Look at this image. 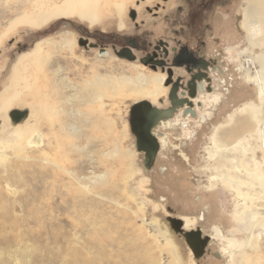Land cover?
Listing matches in <instances>:
<instances>
[{
	"label": "rangeland",
	"instance_id": "obj_1",
	"mask_svg": "<svg viewBox=\"0 0 264 264\" xmlns=\"http://www.w3.org/2000/svg\"><path fill=\"white\" fill-rule=\"evenodd\" d=\"M143 1L126 0L119 19L113 6H105L101 0L99 7L104 6L105 12L100 25L89 26L77 16L51 18L43 26H16L0 42V91L17 57L43 38L53 70L61 68L58 77L76 88L73 92L67 88L66 92L44 86L41 92L27 97L29 105H13L9 110L27 111L26 119L18 125L38 126L41 139L35 142L42 147L36 151L32 148L34 152L26 151L24 143L14 145L13 124L9 118L5 126L0 121V264H264V228L250 229L252 215H264L260 210L264 192H259V184L247 178L241 167L242 163L253 174L264 177L257 136L258 129L264 133V105L258 100L254 79V71H259L264 83V62L260 63L264 44L250 43L243 29V0H231L226 7L215 8L211 18L212 25L222 33L224 68L229 70L223 80L232 87L217 84L211 95L200 98L202 107L195 118L180 119L179 124L173 120L170 128L159 129L165 146L151 170L142 166L133 143L128 118L137 100L128 86L117 91L83 90L85 103L92 93L101 97L91 106L76 101L70 108L62 101L68 95H78L77 90L92 75L135 77L140 73V65L118 59L111 52L104 56L97 49L82 48L77 38L89 36L84 30L128 31L130 10L137 9L144 19L148 17L145 6L158 3L170 13L176 2ZM60 3L0 0V34L19 18L38 16L36 5L49 9ZM119 21L121 27L125 25L122 30ZM63 38L75 40L72 51L61 45ZM43 68L46 79L55 80L51 70ZM64 107L67 114L59 112ZM245 107L253 110L256 126L254 132L239 139L245 150L239 146L233 149L236 144L226 150L213 148V131L222 123H230L228 117ZM82 113L85 117H79ZM64 123L74 125L77 133L64 131ZM74 144L80 151L71 148ZM69 149L72 151L63 158ZM46 152L48 164L43 167L37 159ZM52 160L63 161L60 164L69 170V176L49 164ZM104 173L102 183L92 186V175ZM242 183L253 187L238 190L245 198L243 205L232 193ZM187 230H196L204 237L202 257L195 256L182 237Z\"/></svg>",
	"mask_w": 264,
	"mask_h": 264
},
{
	"label": "flooded vegetation",
	"instance_id": "obj_2",
	"mask_svg": "<svg viewBox=\"0 0 264 264\" xmlns=\"http://www.w3.org/2000/svg\"><path fill=\"white\" fill-rule=\"evenodd\" d=\"M230 1L176 0L170 13L164 11L165 5L157 3L150 8L145 6L148 17L144 19L139 17L137 9L130 10L128 31L84 30V35L89 36L77 38L82 48L97 49L104 56L111 52L118 59L142 66L145 72L163 76V93L154 104L146 99L136 101L128 118L140 162L148 171L155 165L161 147L165 146L159 138L163 136L159 129L162 126L170 128L173 120L179 124L180 119L195 118L197 109L202 107L200 98L211 95L217 84L232 87V83L223 80L229 70L224 68L222 33L211 23L214 9L226 7ZM123 27L124 24L119 30ZM160 121L167 124L160 125ZM151 154H154L153 163L146 168L145 157ZM186 232L194 245L195 255L202 257L206 248L204 237L200 233L198 236L196 230ZM184 240L186 242L185 237Z\"/></svg>",
	"mask_w": 264,
	"mask_h": 264
},
{
	"label": "bare ground",
	"instance_id": "obj_3",
	"mask_svg": "<svg viewBox=\"0 0 264 264\" xmlns=\"http://www.w3.org/2000/svg\"><path fill=\"white\" fill-rule=\"evenodd\" d=\"M99 1L101 0H61V3L59 5H54L49 9H45L43 7V4H38L35 6V12L39 15L32 19L30 17L29 18H25V17L19 18L14 22L9 23L5 27V29L1 31L0 42L16 26H19L21 24L22 25L25 24L27 26L31 25V26H36V27L43 26L45 22H47L51 18L77 16L80 20L82 19L85 22H87L89 26L100 25L101 23L100 20H102V18L104 17L105 10L103 9L105 7L104 6L99 7ZM103 1L105 3V6H108V5L113 6L119 19L122 17L126 9L125 8L126 0H103ZM243 1H244V6H245L244 7V18H243L244 21L242 22L243 29L245 30L250 43L252 44L255 43L258 46H261L264 44V25H263L264 24V18H263L264 0H243ZM25 14L26 13H24V15ZM118 23H119L118 24V28H119L121 27V23L120 21ZM45 42H46V38H43L41 41L33 44V46L28 51L24 52L19 57H17L15 63H13V65L11 66L10 68L11 72H10L9 78L6 80L5 85L2 86L1 88L2 90L0 91V121H1V124H3L2 126H5L8 123V118H9L7 116L8 111L11 109L13 105L14 106L23 105V104L28 103L27 97H32L33 94H36L37 92L38 93L41 92L42 90H44V86L46 87L49 86L48 88L50 89L58 88L60 89V91L61 89L62 91H66L67 88L71 89L72 92L76 90V88H74L68 80L65 81L64 79L62 80L61 78L58 77L60 76L59 73L61 72V68L57 66L56 69H58V71L56 69L53 70L52 68L53 65H50L49 63L50 60L47 58L48 50H44ZM62 44H63V47L72 51L73 46L75 47V40L74 39L68 40L66 38H63L61 45ZM262 61L264 62V55H262L260 58V63H262ZM249 63L250 65H253L251 61H249ZM42 65H44L43 69H46L48 71L51 70L50 74H52L55 77V80L50 81L46 79L47 78L46 73L43 70L41 72V69H40ZM143 70L144 68L140 66V73L138 72V74L135 77H130L128 75L116 76L115 74L112 75V74H103V73H102L103 75L101 76L92 75L90 76V80H88V82H85V85L83 86V88H81L80 90H77L78 95L76 94H75L76 96L68 95L62 98V101L63 103H65V106H68L70 108L72 107L70 106L71 102L74 103L76 101H77L76 103L81 102V104L91 106L93 101H100L101 97L92 93V95L90 94L88 101L85 103L84 96L81 95L83 90L91 88L93 90L102 91L103 90L102 88L104 89L112 88L113 91H117V90H121V88L123 87L128 86V89L134 95V100L140 101V98L141 99L146 98L151 103H154L158 99L159 95L163 93V87L161 85L163 76L161 75L158 76L152 73L145 74ZM50 74L48 75L50 76ZM260 78H261L260 72L254 71V79L257 82L256 92L258 94V100L264 105V83L261 81ZM41 81L44 82L42 83V85H41ZM101 94L103 95V93ZM236 111H237L236 114L234 112L235 115L228 117L230 123L228 124L222 123L213 131L211 141H212L213 148H215L216 150H220L223 147L226 150L227 146H231L234 144L236 145L234 146V148L232 147L233 149H235L237 146H239L240 148L241 146L239 145L238 142H239V139L242 138L243 134L246 135L245 133L247 132H252V131L254 132V129H255L254 127L256 126L253 122L255 119L252 121L251 112L253 110L251 109V107L238 108L236 109ZM59 112L61 114L68 113L65 107L60 108ZM242 112H245V114L241 115L240 113ZM253 113H255V111ZM69 114L72 115L71 112H69ZM82 114H80L79 117L81 116L85 117L86 113L83 115ZM76 118H77V115H76ZM164 124H167V123L165 121H160V125H164ZM25 125L27 126L23 127L22 125H18V124H13L12 125L13 127L11 126V129L13 132L11 140L14 141V145L16 143H24V147L26 148V151L28 149L30 152H34L33 149L35 150V149L42 147L40 143L35 142L37 141V139L38 141L41 139V135L37 131L38 126L36 124H32V125L25 124ZM62 126H63L64 131H69V133H77V128L72 124L67 125L64 123ZM258 132H259L257 135L258 140H259L258 150L259 152H261V155H262L261 159H263V164H264V133L262 131H259V129H258ZM70 146L71 148L76 149V151H80L79 147L76 146L75 144L70 145ZM241 148L245 150L244 147H241ZM68 151H72V150L70 149L66 150L63 155V158ZM181 156L183 160H187L184 154L181 153ZM16 157H19V155H17ZM26 158H29V157H23V159H26ZM46 159L48 161L47 152L40 154L37 160H39L42 163L43 167H47L48 162L46 161ZM61 162L63 161L52 160L49 164H51L56 170H59L63 174L65 175L67 174L69 176L70 174L69 170L62 167L60 164ZM254 164L256 165V163ZM241 167L245 170L247 178L259 184V186L261 187L259 192L263 193L264 192V177L262 176V174L255 172L254 173L255 175H254L252 170H249L242 163H241ZM105 175L106 173L102 175L93 174L89 182H91L92 186H95L98 183L101 184L102 181L104 180ZM70 178L73 179L72 177ZM94 179H96L95 182H94ZM226 182L230 183V181H227V180ZM231 183H233L234 185V182L231 181ZM236 186L237 187H235V192H232V193H234L233 195H235L234 197L237 199L238 204L243 205L245 203V198L243 197V194H241L238 190L241 187L253 190V187H250L249 185L245 183L237 184ZM82 187H83V190L88 189V187L86 186H82ZM89 189L91 191L93 188L90 187ZM262 202L264 203V201ZM260 206H261L260 210L264 211V204H261ZM246 209H247L246 207H243L244 211H246ZM241 213L243 214L244 212H241ZM252 216H253L252 219H254V221L251 223L250 229L258 228V227L264 228V215L258 216L257 214H253Z\"/></svg>",
	"mask_w": 264,
	"mask_h": 264
},
{
	"label": "water",
	"instance_id": "obj_4",
	"mask_svg": "<svg viewBox=\"0 0 264 264\" xmlns=\"http://www.w3.org/2000/svg\"><path fill=\"white\" fill-rule=\"evenodd\" d=\"M133 109H134V106L132 107V109L130 111V115L132 114ZM8 117H9L10 122L12 124H18V123H20V122H22V121H24L26 119L27 111H20V110L14 109V110H11V111L8 112ZM153 156H154V154H151V155H148L147 157H145V165H146L145 167L146 168H149V166L153 163ZM178 224H179V222H178ZM197 234L199 236V233H197ZM186 235L187 234L184 235V237L186 238V242H187L189 248L191 249V251L195 255L194 245L192 244V242L190 241V239ZM193 243H195V242L193 241ZM204 244H205V240H204Z\"/></svg>",
	"mask_w": 264,
	"mask_h": 264
}]
</instances>
